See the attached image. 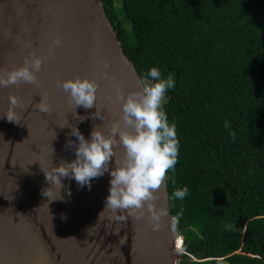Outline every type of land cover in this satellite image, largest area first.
<instances>
[{"label": "water", "instance_id": "1", "mask_svg": "<svg viewBox=\"0 0 264 264\" xmlns=\"http://www.w3.org/2000/svg\"><path fill=\"white\" fill-rule=\"evenodd\" d=\"M30 55L44 61L37 83L0 87V264H176V230L165 181L155 193L157 210L166 211L158 230L146 208L144 218L125 221L105 209L107 172L91 181V190L65 178L62 200L49 203L60 198L58 188L51 189L49 200L42 195L51 186L43 171L75 159L66 146L69 140L78 143L71 127L89 140L94 125L107 135L120 123L118 95L142 91L100 0H0V73L23 66ZM105 63L110 67L105 69ZM76 77L96 80L99 86L96 107L76 109V116L87 117L83 122L74 118L68 94L57 87ZM10 96L21 102L11 113L18 123L6 118ZM42 97L49 113L35 108ZM123 155L117 149L116 159ZM109 167H115V158ZM116 214L127 216L126 211Z\"/></svg>", "mask_w": 264, "mask_h": 264}, {"label": "trees", "instance_id": "2", "mask_svg": "<svg viewBox=\"0 0 264 264\" xmlns=\"http://www.w3.org/2000/svg\"><path fill=\"white\" fill-rule=\"evenodd\" d=\"M100 2L142 84L153 67L176 80L164 105L179 140L165 179L176 264H264V0Z\"/></svg>", "mask_w": 264, "mask_h": 264}, {"label": "clouds", "instance_id": "3", "mask_svg": "<svg viewBox=\"0 0 264 264\" xmlns=\"http://www.w3.org/2000/svg\"><path fill=\"white\" fill-rule=\"evenodd\" d=\"M53 44L59 46L60 41L54 40ZM43 62L42 58L30 55L24 60L23 66L0 73V87L7 88L21 82L36 84V73L40 71ZM104 67L107 69L110 65L105 63ZM148 75L155 83L142 84V91L139 92H131L126 96L123 93L118 95L117 99L121 104L120 123L113 124L107 135L99 130V125H94L89 140L85 139L77 127H71L70 135L76 137L78 143L69 140L66 146L74 150L75 159L71 162L60 160L59 166H52L51 171L47 173L41 169L46 182L51 185L42 191V195L49 200L51 189L60 190V198L49 200V203L63 199L61 196V189L65 187L63 179H74L79 186H87L91 190V181L107 172L111 180L105 209L110 210L119 220L125 221L129 217L136 220L144 218L146 208L149 220L153 222V230H158L159 221L166 215V211L157 210L155 193L164 184L168 171L174 170L179 157L176 125L169 123L164 110L166 94L175 86L176 80L171 73L163 76L158 67L151 68ZM57 87L68 94L69 103L74 107V118L81 122L86 120V116H76L75 113L79 107L86 110L96 107L99 87L96 80L76 77L63 81ZM20 103L17 97H9L10 113L6 115L9 122L18 123L11 113ZM35 108L40 112L49 113L50 106L46 97H42ZM95 115L99 117L98 112ZM229 127L226 121L225 128ZM55 138L54 132L53 140ZM120 148L123 149L124 155L123 159L117 160V149ZM53 154L52 148V156ZM113 158L115 167L110 170L109 165ZM188 191L185 186L175 190L173 196L182 200L188 195ZM67 194L71 195L70 190ZM118 210L121 213L126 211L127 216L117 215ZM178 237L179 250L176 252L180 253L182 240L176 233V238ZM126 239L127 237L120 242L123 244Z\"/></svg>", "mask_w": 264, "mask_h": 264}, {"label": "bare ground", "instance_id": "4", "mask_svg": "<svg viewBox=\"0 0 264 264\" xmlns=\"http://www.w3.org/2000/svg\"><path fill=\"white\" fill-rule=\"evenodd\" d=\"M175 243H176V251H178L179 249V237L178 238H176V240H175Z\"/></svg>", "mask_w": 264, "mask_h": 264}, {"label": "rangeland", "instance_id": "5", "mask_svg": "<svg viewBox=\"0 0 264 264\" xmlns=\"http://www.w3.org/2000/svg\"><path fill=\"white\" fill-rule=\"evenodd\" d=\"M178 256H179V253H177V254H176V257H175V258H176V260L178 259Z\"/></svg>", "mask_w": 264, "mask_h": 264}]
</instances>
